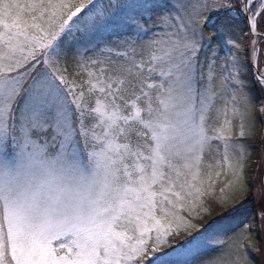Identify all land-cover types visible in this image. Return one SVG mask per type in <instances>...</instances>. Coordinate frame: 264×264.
Masks as SVG:
<instances>
[{"label":"snow or ice","instance_id":"obj_1","mask_svg":"<svg viewBox=\"0 0 264 264\" xmlns=\"http://www.w3.org/2000/svg\"><path fill=\"white\" fill-rule=\"evenodd\" d=\"M0 264H264V0H0Z\"/></svg>","mask_w":264,"mask_h":264},{"label":"trees","instance_id":"obj_2","mask_svg":"<svg viewBox=\"0 0 264 264\" xmlns=\"http://www.w3.org/2000/svg\"><path fill=\"white\" fill-rule=\"evenodd\" d=\"M245 50H247V41L245 42ZM257 155V153L256 152H253V156H256ZM253 167H255V165L253 164ZM223 179V177H221V180ZM222 215H227V213L226 212H224V213H222ZM220 217L219 216H213V219H219ZM212 253H208L207 255H211Z\"/></svg>","mask_w":264,"mask_h":264}]
</instances>
